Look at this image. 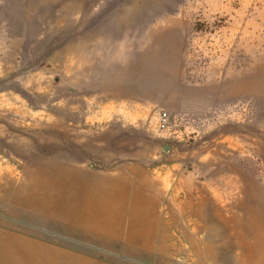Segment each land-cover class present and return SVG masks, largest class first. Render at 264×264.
<instances>
[{"label":"rangeland","instance_id":"obj_1","mask_svg":"<svg viewBox=\"0 0 264 264\" xmlns=\"http://www.w3.org/2000/svg\"><path fill=\"white\" fill-rule=\"evenodd\" d=\"M128 10L184 21L183 74L114 110L80 31ZM0 264H264V0H0Z\"/></svg>","mask_w":264,"mask_h":264},{"label":"crops","instance_id":"obj_2","mask_svg":"<svg viewBox=\"0 0 264 264\" xmlns=\"http://www.w3.org/2000/svg\"><path fill=\"white\" fill-rule=\"evenodd\" d=\"M106 18L103 30L97 23L80 32L105 35L106 60L96 80L97 92L109 100L107 106L115 110L117 98L174 97L175 83L183 74L184 21L166 10L115 11ZM119 47L123 56L116 51Z\"/></svg>","mask_w":264,"mask_h":264},{"label":"built area","instance_id":"obj_3","mask_svg":"<svg viewBox=\"0 0 264 264\" xmlns=\"http://www.w3.org/2000/svg\"><path fill=\"white\" fill-rule=\"evenodd\" d=\"M158 129L161 131L167 130L170 125V118L166 111H160L158 113Z\"/></svg>","mask_w":264,"mask_h":264},{"label":"water","instance_id":"obj_4","mask_svg":"<svg viewBox=\"0 0 264 264\" xmlns=\"http://www.w3.org/2000/svg\"><path fill=\"white\" fill-rule=\"evenodd\" d=\"M164 149H166V147H164Z\"/></svg>","mask_w":264,"mask_h":264}]
</instances>
